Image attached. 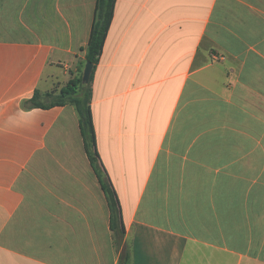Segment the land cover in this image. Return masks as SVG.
I'll return each mask as SVG.
<instances>
[{"label":"crops","instance_id":"1","mask_svg":"<svg viewBox=\"0 0 264 264\" xmlns=\"http://www.w3.org/2000/svg\"><path fill=\"white\" fill-rule=\"evenodd\" d=\"M95 2L0 0V264H119L76 110L50 104ZM90 106L125 264H264V0H116Z\"/></svg>","mask_w":264,"mask_h":264},{"label":"trees","instance_id":"2","mask_svg":"<svg viewBox=\"0 0 264 264\" xmlns=\"http://www.w3.org/2000/svg\"><path fill=\"white\" fill-rule=\"evenodd\" d=\"M116 0H96L94 17L90 34L85 46V60L93 64L92 72L87 83H83L81 76L70 78L51 101V105L72 104L78 115V123L83 138L84 149L88 159L96 172L110 209V228L116 251L119 252V264L128 262L130 254L123 248L125 228L122 222L121 208L117 194L108 178L100 167L99 155L96 148V135L90 106L92 96L93 72L98 63L103 43L108 32ZM30 105H43L37 97L29 99Z\"/></svg>","mask_w":264,"mask_h":264},{"label":"water","instance_id":"3","mask_svg":"<svg viewBox=\"0 0 264 264\" xmlns=\"http://www.w3.org/2000/svg\"><path fill=\"white\" fill-rule=\"evenodd\" d=\"M92 69H93L92 62L86 61L85 65H84V68H83V71H82V77H81V80H82L83 83H87L88 82L89 76H90V74L92 72Z\"/></svg>","mask_w":264,"mask_h":264},{"label":"rangeland","instance_id":"4","mask_svg":"<svg viewBox=\"0 0 264 264\" xmlns=\"http://www.w3.org/2000/svg\"><path fill=\"white\" fill-rule=\"evenodd\" d=\"M85 65V64H84ZM45 101H48V98L47 99H45Z\"/></svg>","mask_w":264,"mask_h":264}]
</instances>
